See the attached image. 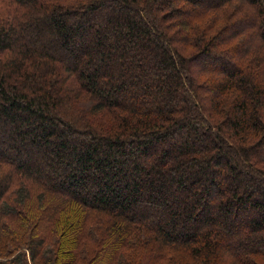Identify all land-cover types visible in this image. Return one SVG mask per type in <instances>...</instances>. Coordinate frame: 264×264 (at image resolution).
<instances>
[{
  "label": "trees",
  "instance_id": "1",
  "mask_svg": "<svg viewBox=\"0 0 264 264\" xmlns=\"http://www.w3.org/2000/svg\"><path fill=\"white\" fill-rule=\"evenodd\" d=\"M225 256L264 264V0H0V264Z\"/></svg>",
  "mask_w": 264,
  "mask_h": 264
},
{
  "label": "rangeland",
  "instance_id": "2",
  "mask_svg": "<svg viewBox=\"0 0 264 264\" xmlns=\"http://www.w3.org/2000/svg\"><path fill=\"white\" fill-rule=\"evenodd\" d=\"M227 57V56H226ZM191 66L195 69V68H197V66H196V64H193L192 62H191ZM199 68H197L196 70H198ZM232 159V161H234L235 163H236V160L234 159V158H231ZM227 184H229V183H227ZM255 214V213H254ZM256 215V214H255ZM256 216H259L260 217V214H258V215H256ZM255 216V217H256ZM262 216V215H261ZM239 239L238 238H235L233 241L236 243L237 241H238ZM253 241H255V240H253ZM227 257L225 256V257H223V264H237L236 262H235V260H233L234 258H230V262H227V259H226ZM229 261V260H228Z\"/></svg>",
  "mask_w": 264,
  "mask_h": 264
}]
</instances>
